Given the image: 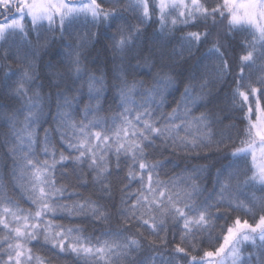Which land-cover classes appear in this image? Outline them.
<instances>
[{
  "label": "snow or ice",
  "instance_id": "6c2138e0",
  "mask_svg": "<svg viewBox=\"0 0 264 264\" xmlns=\"http://www.w3.org/2000/svg\"><path fill=\"white\" fill-rule=\"evenodd\" d=\"M81 24L108 30L111 79L89 66L81 41L48 62L45 92L32 34L37 42L45 31L63 38ZM153 24L159 27L145 53L141 44ZM0 41V61L22 65L16 72L0 64L8 69L0 97L13 101L0 105V129H7L0 149L30 206L0 199V264H39L37 246L78 264H264V75L253 79V69L264 73V0H0ZM229 49L241 53L231 62ZM204 61L212 62L211 71ZM142 66L156 70L150 84L135 78ZM181 83L169 104L170 90ZM214 88L229 89L230 110L240 115L225 118L243 127L212 131L222 120L199 108ZM109 89L115 112L104 107ZM229 145L228 163L217 169L210 192L198 183L204 166L161 179L169 161L157 157L165 152L197 158L201 149L219 153ZM70 177L75 185L64 182ZM89 186L88 196L69 191ZM230 213L253 222L236 215L231 225L217 223L232 219ZM65 219L83 226L57 223ZM89 225L103 231L90 234ZM203 243L213 250L199 256ZM172 244L169 256L155 251Z\"/></svg>",
  "mask_w": 264,
  "mask_h": 264
},
{
  "label": "trees",
  "instance_id": "16d2710c",
  "mask_svg": "<svg viewBox=\"0 0 264 264\" xmlns=\"http://www.w3.org/2000/svg\"><path fill=\"white\" fill-rule=\"evenodd\" d=\"M158 25L153 24L149 26L146 29L145 35L143 37V41L141 44V47L143 48L144 52L147 53L150 42L153 39L154 32L158 29ZM188 30H195V29H188ZM108 30L104 27L100 28H92L91 26H84V25H77L74 30L72 31V34H65L63 38H61L59 31L56 32H42L40 34V39L37 42L36 34L33 33L31 36L33 48L35 49L36 55L34 58V63L37 65V71L40 74L41 80L44 81L46 87L44 88V91L47 92L49 89L47 88V79L46 74L49 71L46 67L49 61H53L56 59H60L65 54L71 52L74 50L75 46L80 43L81 41H84L87 43V47L85 49H82V52L87 57V63L90 67H99L102 70H105L108 73L109 79H111L112 70H111V53L106 48V34ZM89 33H96L95 37L89 38ZM180 33H177L179 35ZM236 39H242V36H236ZM3 42L0 41V44ZM9 44H12V40H9ZM47 44V51H45L43 45ZM16 45L19 46L22 50V54L27 52L29 54V57L31 58V52L29 49L25 48L23 45V42L17 40ZM68 45H72L73 48H69ZM13 50H15V47H13ZM203 51V49H202ZM241 54L239 50H236L233 52L232 49H229L227 52V56L231 62L232 57L235 55L238 57V55ZM199 57V54H197L196 58H193L192 61H190L191 64H196L197 59ZM135 63V61H133ZM203 63H207L209 65V71H211L212 62L211 61H204ZM0 64H5L11 66L13 71L18 72L19 69L22 67V65L18 64L14 60L4 62L0 61ZM7 66L4 68H0V77L3 76L4 71H7ZM155 69H149L147 67H140L136 70V79L144 80L146 83L150 84V72L154 73ZM247 71V70H246ZM264 75L260 71L259 68L253 69V79L256 77ZM129 79H132V77H129ZM53 92H55V89H52ZM183 91V83L178 84L177 88L174 90H170V95L168 96V102L169 104H172V102L179 98L180 92ZM229 91L228 88H225L223 91L217 92L214 88L212 90V95L207 97L205 101L202 102V105L199 108V111H207L210 114H214L215 116H218L222 120V124H214L212 127L213 132H219V130L222 128L223 125H227L230 123H237L238 127H243V125H240L238 121L236 120H229L225 117L229 115H240V113H234L230 110V100L227 98L226 93ZM107 95V101L104 104L105 109L108 108L109 105L112 107V112L117 111L116 104L113 100L114 96V90L109 89V91L106 93ZM3 104H13V101L8 100L6 97H0V105ZM47 113V109L45 110ZM53 113L55 112V107L53 104L52 108ZM165 111H170V108H166ZM111 113L105 111L104 115H110ZM199 112H197V115ZM48 120V123H46L44 126L48 127L51 124V117H46ZM7 129H0V132H6ZM218 138V137H216ZM4 136L0 135V141H3ZM232 151L231 145L228 147L223 148V150L219 153L215 151V148L212 149H201L199 150V156L196 157V153H185L184 151H181L177 149L175 152L168 151L163 154V156H158V159H166L169 161L167 163L166 168L163 170L164 172H167V176L161 175V179H168L169 177H176L179 178L182 175L186 174L184 170L187 168L188 170H191L194 166H204L206 168V171L203 173L202 180L198 181V183L203 184L207 190L210 192L213 187V182L216 177L217 169H220L223 165H226L228 163V154ZM43 159V157H41ZM123 175V173H122ZM57 179L60 178V170H57L56 173ZM65 183H71L73 185L76 184V180L74 177H70L68 181H64ZM136 185H133V190H135ZM259 187V186H257ZM69 191L73 192H79L84 196H88L92 194L91 187H70ZM114 195L116 198V203L119 204V198L121 193L117 191L114 188ZM257 196H261L262 193L257 191ZM8 197L10 199H13L17 201L22 208L28 209L30 206L28 202L21 198L20 195V189L15 185L13 181L12 176V169H11V160L7 157L6 151L3 149H0V199ZM96 197L93 195V199ZM261 213L257 212V219L258 216ZM232 219L228 220H219L217 221L220 225H231L236 217V215H240L241 219H249V222L252 223L253 221L248 217L243 215L242 213H230ZM57 223H63L67 227H75V226H83L78 221L77 222H70L69 220H58ZM118 222L117 220L113 219L111 223V227L113 229L117 228ZM103 231L102 228L94 227L92 225L88 226V232L90 234L94 233L96 235H99V233ZM143 231V230H141ZM174 231V230H173ZM226 231V227H225ZM133 232H135V229H133ZM4 233L0 231V238H2ZM147 235V233H145ZM171 233L168 235V239H171ZM149 239H154L152 237H149ZM176 242H179V233H177V240ZM174 244L169 245L168 248H158L155 251L163 253L165 256H169L173 249ZM200 251L198 253L199 256L203 255V251L205 250H213L209 248V246L206 243L198 245ZM33 253L35 256L40 257L39 264H44L45 261H51V264H78V262L75 260L74 257L68 256V255H62L60 257H55L54 253L49 251L47 248H41L39 246L33 248ZM196 255L197 253H193ZM33 264H38V262L34 261ZM181 264H183V261H181Z\"/></svg>",
  "mask_w": 264,
  "mask_h": 264
}]
</instances>
